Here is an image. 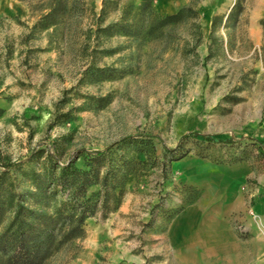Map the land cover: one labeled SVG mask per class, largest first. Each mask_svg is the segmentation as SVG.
<instances>
[{"label": "rangeland", "instance_id": "374dc122", "mask_svg": "<svg viewBox=\"0 0 264 264\" xmlns=\"http://www.w3.org/2000/svg\"><path fill=\"white\" fill-rule=\"evenodd\" d=\"M75 1L0 0V171L48 154L63 163L78 156L82 166L88 152L151 138L154 156L127 183L119 209L86 220L85 237L47 263L127 264L137 256L151 264L167 221L199 189L176 165H233L243 150L264 164V0H156L158 15L191 7L198 16L140 42L97 39L105 0ZM141 1L120 0L104 24ZM57 3L68 7L55 13L56 25L33 28ZM90 66L114 76L90 83ZM188 133L200 140L182 139Z\"/></svg>", "mask_w": 264, "mask_h": 264}, {"label": "trees", "instance_id": "16d2710c", "mask_svg": "<svg viewBox=\"0 0 264 264\" xmlns=\"http://www.w3.org/2000/svg\"><path fill=\"white\" fill-rule=\"evenodd\" d=\"M72 1L73 7L76 1ZM155 1L142 0L138 6L130 3L123 8L119 19L104 24L107 16L117 11L120 4V0L113 4L105 0L96 17L94 35L97 39L127 36L140 42L159 37L164 29L198 16L191 7H182L171 15H158ZM60 4L51 7L33 28L55 26V13L59 9L66 12L68 7ZM237 5L240 8V2ZM86 74L90 83L114 76L112 69L95 66H90ZM4 112L0 107V118ZM189 138L200 140L198 133L182 137ZM202 140L228 146L232 143L230 139L211 136H203ZM245 152L243 150L242 155L233 157L230 163L248 161L250 155ZM154 153L155 144L151 138L128 137L105 150L86 153L82 166L77 165L78 156L63 163L53 154H48L39 164L32 158L23 163L27 164L25 166L3 165L0 171V264H47L62 249L83 239L86 220L97 214L107 218L118 210L127 193V183L144 174L142 171ZM201 192L202 189H195L194 197L178 207L167 223L185 205L197 200ZM184 193L188 194L187 191Z\"/></svg>", "mask_w": 264, "mask_h": 264}, {"label": "crops", "instance_id": "0c3cea01", "mask_svg": "<svg viewBox=\"0 0 264 264\" xmlns=\"http://www.w3.org/2000/svg\"><path fill=\"white\" fill-rule=\"evenodd\" d=\"M179 164L202 192L170 219L151 264H264V164ZM127 264L146 260L132 256Z\"/></svg>", "mask_w": 264, "mask_h": 264}]
</instances>
